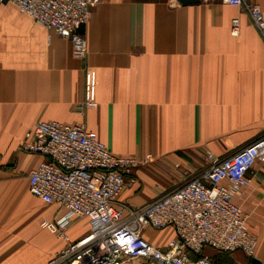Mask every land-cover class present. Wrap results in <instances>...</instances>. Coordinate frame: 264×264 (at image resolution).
Segmentation results:
<instances>
[{"label":"crops","instance_id":"0c3cea01","mask_svg":"<svg viewBox=\"0 0 264 264\" xmlns=\"http://www.w3.org/2000/svg\"><path fill=\"white\" fill-rule=\"evenodd\" d=\"M249 4L264 13V0ZM79 33L85 58L69 39L0 2V264H48L91 231L90 220L78 217L69 240L42 227L65 210L29 190V174L43 157L23 145L39 122L84 125L119 156L151 155L119 198L133 208L200 172L205 155L225 157L264 134V40L244 8L222 0H102ZM248 175L251 184L235 202L256 237L255 255L205 248L212 264H264V165ZM148 236L164 245L174 234Z\"/></svg>","mask_w":264,"mask_h":264},{"label":"built area","instance_id":"2783aa9c","mask_svg":"<svg viewBox=\"0 0 264 264\" xmlns=\"http://www.w3.org/2000/svg\"><path fill=\"white\" fill-rule=\"evenodd\" d=\"M4 0H0L3 2ZM33 18L50 34L71 41L74 52L85 58L87 41L79 33L91 9L102 0H7ZM206 1V0H205ZM244 8L264 40V13L249 0H222ZM234 20L233 34H238ZM95 74L87 75V103L95 94ZM23 149L43 157L29 174L31 194L65 213L45 221L42 227L69 240L72 218H88L90 233L70 243L48 264H212L205 248L219 252H256V237L248 217L235 197L251 184L249 172L264 165V134L232 154L206 155L205 167L139 208L119 201L137 183L133 171L152 159L148 155L124 157L114 154L84 125L42 121L31 130ZM171 229L174 236L164 245L154 243L148 232Z\"/></svg>","mask_w":264,"mask_h":264},{"label":"water","instance_id":"95a60500","mask_svg":"<svg viewBox=\"0 0 264 264\" xmlns=\"http://www.w3.org/2000/svg\"><path fill=\"white\" fill-rule=\"evenodd\" d=\"M3 2H7V0H4ZM178 2L182 5H191V4L199 3L200 0H178ZM252 262L253 264H260V262H258L255 259H253Z\"/></svg>","mask_w":264,"mask_h":264},{"label":"rangeland","instance_id":"374dc122","mask_svg":"<svg viewBox=\"0 0 264 264\" xmlns=\"http://www.w3.org/2000/svg\"><path fill=\"white\" fill-rule=\"evenodd\" d=\"M216 157H217V156H216ZM205 158H206V155L204 156V159H203V158H202V159L205 161ZM218 158H220V157H218ZM221 158H223V157H221ZM170 189H171V188H170Z\"/></svg>","mask_w":264,"mask_h":264}]
</instances>
